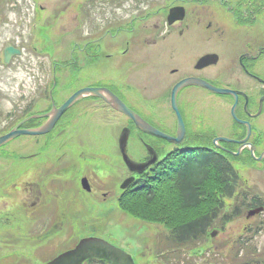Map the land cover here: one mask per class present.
<instances>
[{"label":"flooded vegetation","instance_id":"af4514ba","mask_svg":"<svg viewBox=\"0 0 264 264\" xmlns=\"http://www.w3.org/2000/svg\"><path fill=\"white\" fill-rule=\"evenodd\" d=\"M149 1L88 2L82 9L95 27L83 35L84 45L77 39L72 50L69 80L73 86L68 81L60 84L58 67H54L57 72L52 84L38 88L41 102H48L46 109L35 112L40 101H32L22 121L16 122V110L11 109L9 121L0 125V136L23 121L21 128H41L50 121L54 106L59 109L85 89H99L107 99L84 96L50 133L28 136L35 139V145L19 156L24 161L13 160L10 144L0 148V264H47L73 250L84 238L108 240L76 234V223L88 211L84 205L80 208L81 194L104 202L121 195L125 180L132 176L140 180L124 162L122 136H128V154H145L138 161L133 159L137 163H146L149 153L154 154L156 163L141 177L152 173L158 190L163 183L170 184L172 169L182 160L184 169L192 159L210 157L216 160L212 164L218 170L226 165L241 178L246 176L244 172L264 169V39L254 33L264 14V0H164L155 12L138 14ZM230 25L237 30L231 41ZM215 41L230 47L225 64L221 49L208 47ZM208 56L210 60H205ZM105 67L106 74L98 75ZM123 69L130 73L123 75L119 72ZM82 72L88 74L85 81ZM134 73L139 77L145 74L146 79L138 83L133 80ZM194 82L210 84L223 94L189 85ZM174 102L184 126L181 143H176L180 120ZM116 103L164 137L145 133ZM223 111L227 119L220 116ZM96 115L100 119H93ZM82 120L89 125L94 121L115 124L116 164L125 175L113 192L94 185L105 183L117 171L111 152L84 147L76 133ZM68 133L75 143L64 138ZM97 160L103 161L101 166L92 165ZM217 192L223 196L221 189ZM110 243L123 249L119 242ZM85 264L109 263L93 260Z\"/></svg>","mask_w":264,"mask_h":264},{"label":"rangeland","instance_id":"374dc122","mask_svg":"<svg viewBox=\"0 0 264 264\" xmlns=\"http://www.w3.org/2000/svg\"><path fill=\"white\" fill-rule=\"evenodd\" d=\"M88 1L0 0L1 126L9 121L8 114L11 109L16 110L14 114H16L17 119L25 114L24 112H26L27 106L32 101H36V103L41 102V98L38 97V92L40 91L38 88H41V86L43 88L47 82H52L53 65L62 62L70 64L71 51L75 49L73 45L78 43V40L82 46L84 45L86 41L82 40L84 39L83 35L90 32V30H94L95 27L92 26L86 10L83 11L82 9L88 5ZM163 2L164 0H151L146 7L139 9L138 14L146 13L147 11L149 13L155 12L156 7L164 4ZM261 16L256 22L254 33L257 38L261 37V39H264V14ZM38 18L39 20H37ZM95 31L98 32L97 30ZM101 31L100 28L99 32ZM236 32V28L230 25V41ZM79 35H81L80 38ZM7 43H12L17 46L23 50V53L21 56L15 57L8 66H5L3 63V49ZM208 47H216L218 50L221 49L224 64L227 62L226 58L230 56L229 45H221L215 41L208 43ZM70 69L71 66L67 65L64 67V72L58 74L60 75V84L68 81L73 86L72 80H69L71 75ZM105 69L106 67L100 69L97 71V74L105 75ZM89 72L91 71L89 70ZM119 72L123 75L130 73L125 69ZM87 77V73H81L82 81H85ZM145 79V74L141 77L135 73L133 75V80L138 83H141ZM61 96L63 99L67 97L65 95ZM209 100L213 99L209 98ZM40 102L35 107V112H40L48 106V102ZM216 104L217 102L215 100L212 108H215ZM220 116L227 119L226 112L224 111ZM93 119L98 120L100 117L96 115ZM112 122L116 123L115 120ZM76 133L81 140H84V147L91 146L92 149H99L101 147L112 153H109V155L113 157L111 162L117 173L114 172L113 176L105 183L100 182L101 185L96 184V182L94 184L101 188L104 187L105 190L103 192H111V189L114 190L117 187L118 180L125 175L119 165L116 164L118 160L116 155L117 151L112 142V139L116 137L115 124H111L108 121L104 123L94 121L90 122L89 125L82 120L78 125ZM64 138L70 143L76 142L75 137L71 133L64 135ZM60 143L61 141L56 145ZM64 143L63 140L61 145ZM33 145H35V139H30L28 136L11 142L9 146L15 152L13 160L24 161L25 159L18 157L26 155ZM62 150L65 152L66 149L63 147ZM129 155L132 159L138 161L145 154L142 151H137L131 152ZM101 162L103 161L97 160L92 165L101 166ZM243 174L246 176L242 177L239 181L237 193L239 196L236 195L235 198L225 199L227 205L224 207L225 204L222 202L223 204L220 210L221 217L228 214L229 208L231 210L240 209L242 214L239 218L226 224L227 226L225 225V221L223 223L221 221L214 223L213 228H217V225H219L218 228L223 229L214 240L206 238V240H200L202 242L180 248L169 240L170 234L165 231V226L144 223L125 214L118 205L117 197H112V199L110 198L101 202L92 200L95 198L88 194H81V202H79L80 208L84 205L88 211L76 223V227L78 228L76 234L107 235L111 240L119 241L130 252L137 254L145 252V254L139 256V264H150V262L151 264H159L161 262V259L157 257L158 252L156 250L151 253L152 240L154 239H159L160 251H166L163 259H170L168 261L169 264H241L251 257L248 251H256L260 256L264 253V227L259 228L260 231L256 234V239L251 247H247V250L240 251L241 245L237 242L239 238H248L250 229L257 227L255 225H258L261 220H264V214L247 219L246 213H244L245 210H248L252 206L253 199L258 196L264 199V169L244 172ZM89 212L95 214V216L90 215ZM163 239H166L164 245L162 242ZM198 249L204 250L199 256L196 254ZM237 253L238 256H235Z\"/></svg>","mask_w":264,"mask_h":264},{"label":"trees","instance_id":"16d2710c","mask_svg":"<svg viewBox=\"0 0 264 264\" xmlns=\"http://www.w3.org/2000/svg\"><path fill=\"white\" fill-rule=\"evenodd\" d=\"M215 161L210 157L189 161L181 175H176L172 182L169 181L170 184L160 185L159 190L154 177L146 176L141 186L123 193L119 206L123 212L139 221L164 225L178 247L204 240L217 218V211H220L223 203L226 207L225 199H232L239 189L235 170L226 165L218 170L216 164H212ZM217 189H221L224 200L218 197ZM238 216L225 215V225ZM242 243L240 251L250 247L248 241ZM248 254L251 257L241 264H264V253L260 256L256 251H248Z\"/></svg>","mask_w":264,"mask_h":264},{"label":"water","instance_id":"95a60500","mask_svg":"<svg viewBox=\"0 0 264 264\" xmlns=\"http://www.w3.org/2000/svg\"><path fill=\"white\" fill-rule=\"evenodd\" d=\"M14 54H20L19 50L13 49L12 47H8L5 50V57H6V62L9 61V59L14 55ZM210 56L206 57L205 60H210ZM190 85H202L203 87H206L214 92L218 93V90L215 89L214 87L208 85V84H199L197 82L191 83ZM223 93V91H219ZM84 95H96L101 98H104L105 100L106 97L101 93L99 89H86L81 92H78L75 94L70 100L59 110H54L51 114V119L50 121L46 124V126L42 127L41 129L37 130H20L19 127L14 129L12 132H10L8 135H5L3 137H0V147L3 146L4 144L14 140L17 137L24 136V135H42L50 132L58 119L81 97ZM116 107L127 114H129L134 121L138 124V126L141 129H144V131L156 134V131H154L146 122H144L142 119L138 118L135 114H133L131 111L127 110L124 108L122 105L119 103L115 104ZM181 118V116H180ZM181 133H180V138L176 140L177 143L180 142V139L183 137V132L184 128L181 123ZM127 136H122L121 138V148L122 152L124 155V159L129 167V169L132 172H137L139 174L143 173L146 171L153 163H155V159L150 160L146 164H137L133 161L130 160L128 154H127ZM135 180V178L128 179L127 181L124 182L122 185V189H127L131 183ZM262 209H257L254 211H251L248 215V217H251L255 214H258L261 212ZM91 258H98V259H103L110 261L112 264H135L132 257L130 255H127L125 252L113 247L109 243L97 239V238H90V239H85L83 240L75 250L67 252L63 254L62 256L58 257L54 261L48 263V264H83L84 261L91 259Z\"/></svg>","mask_w":264,"mask_h":264}]
</instances>
